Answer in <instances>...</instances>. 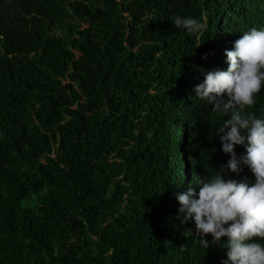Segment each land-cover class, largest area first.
<instances>
[{"label": "trees", "instance_id": "1", "mask_svg": "<svg viewBox=\"0 0 264 264\" xmlns=\"http://www.w3.org/2000/svg\"><path fill=\"white\" fill-rule=\"evenodd\" d=\"M253 27L264 0H0V264H222L177 195L230 158L194 86Z\"/></svg>", "mask_w": 264, "mask_h": 264}, {"label": "clouds", "instance_id": "2", "mask_svg": "<svg viewBox=\"0 0 264 264\" xmlns=\"http://www.w3.org/2000/svg\"><path fill=\"white\" fill-rule=\"evenodd\" d=\"M172 21L174 27L189 35L206 28L195 17L177 15ZM225 54L227 70L206 71L194 92L211 105L213 112L230 113L217 134L223 152L230 158L216 174L197 182L198 193L189 187L177 195L179 212L185 213V221L194 220L201 247H224L221 238H228L227 259L222 264H264V244L250 242L253 238L264 240V119L246 110L264 88V27L244 32ZM237 145H243L246 153L238 155ZM242 166L254 175L253 183L247 177L239 181L224 178L226 170L240 174ZM208 235L211 240L206 238Z\"/></svg>", "mask_w": 264, "mask_h": 264}]
</instances>
